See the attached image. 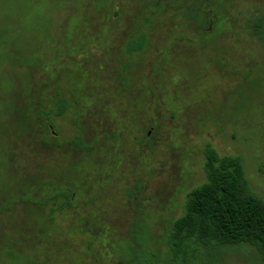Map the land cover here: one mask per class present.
Listing matches in <instances>:
<instances>
[{"label": "rangeland", "instance_id": "1", "mask_svg": "<svg viewBox=\"0 0 264 264\" xmlns=\"http://www.w3.org/2000/svg\"><path fill=\"white\" fill-rule=\"evenodd\" d=\"M149 1L0 0V264H124L120 239L129 241L137 223L147 237L146 253L164 259L171 223L182 214L187 194L206 182V146L221 157L240 158L252 190L264 200V38L253 34V24L264 18V0H210L212 14L219 15L204 25L209 33L200 45L163 56L164 41L180 34L178 27L193 25L184 12L174 11L183 0L166 5L171 8L152 30L149 52L132 61L139 62L137 76L119 87V62H131L118 54L119 40L140 30V10L155 2ZM194 31L171 41L194 38ZM32 78L40 79L34 81L38 85L56 81L54 90L67 97L71 89L89 88L75 105L84 103V114L54 117L50 137L61 144L82 132L97 150L94 163L103 166L96 178L103 181L96 190L99 224L107 230L99 240L69 233L76 221L49 220L48 207L20 201L1 209L22 176L52 167L60 157L59 148L43 152L34 137L13 143L14 162L8 156L10 139H18L17 133L11 137V121L20 109L11 101L21 103L15 94ZM89 155L63 153L68 159ZM90 166L83 162L70 175L79 181L85 174L91 184ZM111 225L117 231L109 233ZM219 258L217 264H264L249 246L229 248Z\"/></svg>", "mask_w": 264, "mask_h": 264}, {"label": "trees", "instance_id": "2", "mask_svg": "<svg viewBox=\"0 0 264 264\" xmlns=\"http://www.w3.org/2000/svg\"><path fill=\"white\" fill-rule=\"evenodd\" d=\"M209 1L183 0L180 4L177 3L179 4L177 9L173 8L175 12L179 11L176 14L181 12L186 14L187 23L190 21L189 24L202 26L201 41L204 40V35L209 33L204 25L208 21L212 25L214 23L212 19L219 15L218 13L212 14V9L208 6ZM175 2L177 1L155 0L154 3H149L150 6L141 9L139 15L141 21L138 24L143 28L138 31L139 42L132 45L130 43L127 49H140L141 41L145 40L142 36L146 32L145 29L149 27L155 30L154 26L159 25L158 19L168 14L169 10L166 8H171L170 6L165 8V6L174 5ZM253 34L256 39L264 38V18L253 24ZM38 80L40 79L32 78L23 93L15 94L14 98L21 102L16 104H20L19 107L11 101L14 108L20 109L11 121L15 125V128L11 130V137L13 133H17L16 138L18 139L16 142L10 139L8 156L14 162L13 143L19 144L22 138L34 137L33 140L39 142L43 152H54L55 148H59L60 157L53 161L52 167L49 164L39 166L38 173L33 176L25 177V173L21 172L24 176L20 178L18 189L13 196L3 198L5 205H1V209L10 208L9 204L20 201L28 207H48L49 220L62 217L76 221L74 228H72L74 224H70V229H67L69 233L79 232L82 235H89L92 241L99 240L104 232L107 233V230L99 224L103 215L102 204L98 202L100 199L96 197V190L103 181L98 183L96 178H101L103 166L99 167L94 163V160L98 159V157L93 159L97 150L95 151L83 141L85 136L82 132L75 134L69 142L61 144L55 141L54 137H50L51 120L54 117H61L65 114L69 117L71 113L77 116L84 114V103L81 102L80 109L75 105H79V99L85 98L81 92L86 93L89 88L82 87L78 92L71 89L69 91L71 95L68 98L54 90L56 81H46L47 84L42 83L41 85L35 84L34 81ZM116 81L119 87L124 88L131 83L128 79ZM49 88L56 93L49 94L51 91ZM46 135L54 141L46 140ZM144 139L148 142L146 135ZM64 147L71 153L84 150L90 155L88 158L68 159L63 157V153L64 155L69 153L63 151ZM204 159L206 182L187 194L182 214L171 223L164 240L166 249L164 259L146 253L144 247L147 246V237L137 223L131 231L129 241L123 242L120 239V258L124 264H217L220 260V253L229 248L242 246L254 248L264 263V200L252 190L245 177L243 163L238 157L219 156L210 146L204 149ZM87 161L91 165V171L95 172L91 184L87 182L85 174L78 179L79 181H75L70 175L71 169H79L81 163ZM110 163L111 167L106 165V168H115L114 163ZM57 170L59 173L56 172ZM108 178L109 174L105 176V180ZM88 199L89 201H83ZM75 201L82 204L74 203ZM86 210H88L87 214L84 213ZM106 210L116 216L114 210L112 212L111 209ZM90 212L93 215L89 214ZM34 215H39L45 220L42 218L43 215L37 214L36 211ZM108 230L109 233L113 230L117 231L113 225Z\"/></svg>", "mask_w": 264, "mask_h": 264}, {"label": "flooded vegetation", "instance_id": "3", "mask_svg": "<svg viewBox=\"0 0 264 264\" xmlns=\"http://www.w3.org/2000/svg\"><path fill=\"white\" fill-rule=\"evenodd\" d=\"M141 28H143V27H140V29ZM178 28L181 29L180 30L181 33L180 34H176L177 37H179V35L181 37L185 36L184 35L185 34L184 31L187 29V30H189V32L191 30L192 31L195 30L193 32L194 38H189V40L181 42V43L180 42H176L175 43L176 40L175 41H171L172 38L176 37L175 34L173 33L174 35L171 36L170 40H169V37H168V40H165L163 45H162L163 48L165 49V51H162L163 56L166 55V54L171 55V52L169 53V51L171 49L180 48L181 46L200 45L199 43H201V39H200L201 38V33H202V30H203L202 26L193 24V25L180 26ZM151 32H152V28L147 27V30H146L145 34L142 35V36H144L145 40L141 41L140 49H136V50H128L127 49L128 45L130 43L132 45V44H136V43L139 42L138 39L140 38V36L138 35L137 28L131 29L130 33L129 32L126 33L127 35H125L124 39H122V40L120 39L119 40V44L117 46L118 54L119 55L123 54V56L128 58V59H130L131 62L130 63H127V62L122 63L121 61L119 62L120 67L118 69V72L116 73L117 77H115V78H117V80L129 79L130 81H133V79H134L133 77L137 76V75H135V73L137 71V68H138L136 65L139 62L137 61L135 63V62H132V61H133V59L140 58L138 56H141V58H143L145 53L149 52V50H150L149 46L151 44V39H152L151 38ZM195 34H197V35H195ZM123 45H124V47L122 48ZM175 52H177V51L174 50V53ZM121 59H122V56H121L120 60ZM133 69H135V71H133ZM131 95L133 97H136V95H134L133 93H131ZM146 136H147V138L149 137V132L146 134ZM83 141L86 143V140L84 138H83Z\"/></svg>", "mask_w": 264, "mask_h": 264}]
</instances>
